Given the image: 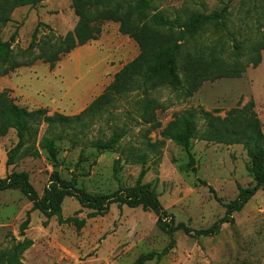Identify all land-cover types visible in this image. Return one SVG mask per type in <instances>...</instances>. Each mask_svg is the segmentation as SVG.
Listing matches in <instances>:
<instances>
[{"label": "rangeland", "instance_id": "obj_1", "mask_svg": "<svg viewBox=\"0 0 264 264\" xmlns=\"http://www.w3.org/2000/svg\"><path fill=\"white\" fill-rule=\"evenodd\" d=\"M153 6L172 20L196 12L209 15L227 6L231 13L229 28L240 30L241 34L236 37L243 54L241 76L207 81L191 94L157 86L145 93L134 91L125 97H114L112 105L92 121L83 119L73 128L56 127L51 132L53 136L63 134L62 140L56 142L59 153L55 167L40 148L47 129L42 118L35 122L34 132L26 138V145L10 166L7 161L17 138L13 129L2 126L0 179L11 173H26L38 195L42 194L54 171L66 180H74L78 188L91 195H109L139 182L156 194L163 210L176 224H184L192 231L190 236L182 231L175 233L173 249L162 259L146 264H264V194L260 190L240 212L232 214L233 223L223 225L218 235L208 238L195 235L210 229L224 217L223 204H230L237 198V187L254 186L250 161L242 147L201 141L199 136L205 118L196 120L197 132L190 140L189 153L161 136L177 114L201 110L213 117L224 118L238 103L242 107L254 99V82L263 76L260 65L264 50L256 45H264V38L260 39L258 35L264 36V22L258 21L253 12L245 18L248 9L241 6L240 0H153ZM10 18L11 22L0 30V40L8 42L15 33L14 54L30 48L33 54H25L22 58V61L34 60L33 66L26 67L29 70L43 65L45 58L60 57L55 64L57 67L72 57L75 49L63 56L67 43H62L74 32L78 21L70 0H48L35 8H17ZM203 42L209 44L207 36ZM231 49L229 42L228 54L218 56L217 61L229 64ZM258 58L260 64L255 66ZM80 60L61 65V73L65 76L78 67L71 82H65L69 95L66 99L57 100L45 91H37L46 89L47 83L43 80L40 86L34 81L29 84L28 92L21 89L14 95L8 84L22 68L0 77V93L10 91L15 104L29 112L42 110L47 116L54 113L77 116L90 105L93 96L91 93L85 96L83 88L78 89L74 83L73 77L82 76L86 71ZM181 68V77H188L191 63L186 55ZM89 88L92 87L85 89ZM146 107L153 119L150 123L141 119ZM56 109L59 112H55ZM254 110L263 131L264 104L259 110L255 105ZM113 135L120 136L113 149L100 151L92 146L104 144L111 138L115 140ZM118 159L120 163L115 174ZM31 209V203L19 191H0V264H133L142 254L161 253L169 243L157 228L156 215L141 208L111 205L104 216L92 218L91 211L82 209L74 199H66L62 216L84 220L85 225L80 231L72 224H58L54 218L46 220ZM27 215L29 224L21 235ZM24 240L31 242V247L20 256L12 257V247Z\"/></svg>", "mask_w": 264, "mask_h": 264}, {"label": "trees", "instance_id": "obj_2", "mask_svg": "<svg viewBox=\"0 0 264 264\" xmlns=\"http://www.w3.org/2000/svg\"><path fill=\"white\" fill-rule=\"evenodd\" d=\"M43 1L48 0H0V30L11 22L10 15L17 8H35ZM78 21L74 32L62 40L67 43L63 56L70 54L74 49L97 41L106 23H115L119 26V33L130 38L139 48V56L122 68L114 76L113 82L105 89L103 94L95 99L83 112L77 116L67 117L54 113L47 116L46 111L37 110L29 112L20 108L10 96V91L0 93V131L2 126L11 128L16 133L17 143L10 153L7 166L12 165L14 159L26 145V138L33 132L35 122L42 118L46 125V133L41 138L40 148L45 152L54 167L58 161L59 150L56 142L61 141L63 134L56 136L51 132L56 127L73 128L83 119L92 121L99 114L106 111L114 102V97L121 98L134 91L144 93L157 86L171 88L173 91L191 94L197 91L203 83L219 79L239 78L244 66L240 63L243 56L241 45L237 43L240 30L234 31L231 25V13L224 6L219 12L209 15L192 13L184 18L170 19L163 12H157L153 0H70ZM241 6L248 9L247 18L252 12L257 20L264 22V0H240ZM47 27V26H45ZM260 39L264 36L258 34ZM207 36L209 44L203 42ZM14 33L8 42L0 40V77H5L20 68L31 67L34 60L22 61L25 54L33 52L28 48L24 53L14 54L12 45L15 43ZM231 42L230 56L232 61L224 65L217 61L218 56L228 54V44ZM264 50V45H256ZM190 60L191 73L186 78L181 77V61L183 57ZM40 58V57H39ZM60 61V57L45 58L42 63L48 64L50 69ZM260 58L254 63L260 64ZM183 73V70H182ZM184 83L187 87L184 88ZM255 104L250 99L241 107V103L228 111L224 118L213 117L201 110H190L176 115L161 136L178 144L189 153L190 140L197 132L196 120L205 118L203 132L199 139L204 142L224 146H241L250 161V174L254 186L248 189L237 187L238 196L230 204H223L224 217L214 223L205 231L196 232L198 237H213L219 234L223 225L232 224V214L240 212L249 200L260 190L264 194V134L260 120L255 112ZM146 123L153 121L149 108L146 107L141 116ZM106 140L104 144L94 143L97 150L107 151L113 149L120 136ZM118 149V148H117ZM190 163L192 158L189 156ZM120 159L115 161L116 174ZM17 190L32 205V211H37L46 220L56 219L58 224H72L80 231L84 220L75 217L64 219L62 205L66 199H74L82 209L91 211L90 217L104 216L111 205L126 207L128 209L141 208L153 212L157 217V228L168 240V246L161 253L140 255L133 264H146L153 260L165 257L174 247L175 233L182 231L190 236L192 231L184 224H176L174 218L167 214L156 194L146 185L137 182L133 187L119 188L109 195H91L78 188L74 180L64 179L54 171L48 179V185L41 195L33 189L26 173H11L0 179V191ZM214 198L215 192L209 188ZM221 203L220 200H217ZM29 215L21 227V235L27 229ZM31 247V242L18 241L12 247L11 255L20 256Z\"/></svg>", "mask_w": 264, "mask_h": 264}, {"label": "crops", "instance_id": "obj_3", "mask_svg": "<svg viewBox=\"0 0 264 264\" xmlns=\"http://www.w3.org/2000/svg\"><path fill=\"white\" fill-rule=\"evenodd\" d=\"M138 56V46L130 38L119 33L118 24L106 23L97 41L76 48L72 57L67 61L53 69L44 64L36 66L35 70L22 68L18 76L13 78L12 83L8 84V87L14 95H17L21 89L28 92L30 83L36 81V86H40L43 80L47 83L46 89L42 88L37 91L40 90L41 93L45 91L46 94L57 100L66 99V97H69L65 88L66 83L71 82L72 75L77 74L78 67L73 68L72 66V71L67 72L66 77L65 74L61 73V65L81 59L80 61L86 67V71L84 70L82 76L73 77V80L78 89L83 88L84 95L86 93V95L93 94L89 103L91 104L113 82L114 76ZM260 68L263 76L256 79L253 87V101L258 110L264 104V53L262 54ZM89 86L92 88L85 89ZM58 109L55 112H59ZM262 132L264 134V128Z\"/></svg>", "mask_w": 264, "mask_h": 264}]
</instances>
